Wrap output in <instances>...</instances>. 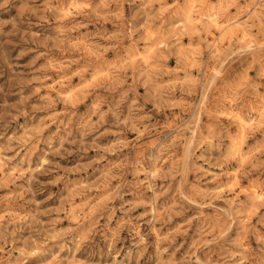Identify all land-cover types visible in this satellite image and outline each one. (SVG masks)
<instances>
[{
	"label": "rangeland",
	"instance_id": "1",
	"mask_svg": "<svg viewBox=\"0 0 264 264\" xmlns=\"http://www.w3.org/2000/svg\"><path fill=\"white\" fill-rule=\"evenodd\" d=\"M0 264H264V0H0Z\"/></svg>",
	"mask_w": 264,
	"mask_h": 264
},
{
	"label": "bare ground",
	"instance_id": "2",
	"mask_svg": "<svg viewBox=\"0 0 264 264\" xmlns=\"http://www.w3.org/2000/svg\"><path fill=\"white\" fill-rule=\"evenodd\" d=\"M195 7L194 6H192V5H190V7H189V11H188V13H187V18L190 20V17H191V15H192V13L195 11V9H194ZM197 11V10H196ZM195 13V12H194ZM211 13V12H210ZM209 14V13H208ZM201 16V15H200ZM186 17V16H185ZM207 17V16H206ZM192 18V17H191ZM210 19H211V23H213V25L214 26H218V27H220L221 29H222V31H224V30H226V26H227V24H226V26H220L221 24H220V22H219V20L216 18V17H213V16H211L210 15V17H209ZM187 20V19H186ZM197 20V19H196ZM232 21V20H231ZM237 22V21H236ZM190 23V22H189ZM233 23V22H232ZM229 25V24H228ZM218 29V28H217ZM229 29V28H228ZM232 30V29H231ZM241 117V116H240ZM244 119V118H243ZM243 119H241V122H242V124L244 123V120ZM260 194V193H259ZM258 194V192H256L255 193V195H259ZM254 195V196H255ZM257 198V197H256Z\"/></svg>",
	"mask_w": 264,
	"mask_h": 264
}]
</instances>
